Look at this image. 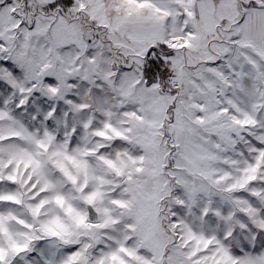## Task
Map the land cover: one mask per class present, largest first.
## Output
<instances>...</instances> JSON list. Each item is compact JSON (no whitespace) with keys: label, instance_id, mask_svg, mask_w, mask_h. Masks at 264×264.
Segmentation results:
<instances>
[{"label":"snow or ice","instance_id":"1","mask_svg":"<svg viewBox=\"0 0 264 264\" xmlns=\"http://www.w3.org/2000/svg\"><path fill=\"white\" fill-rule=\"evenodd\" d=\"M0 264H264V0H0Z\"/></svg>","mask_w":264,"mask_h":264}]
</instances>
